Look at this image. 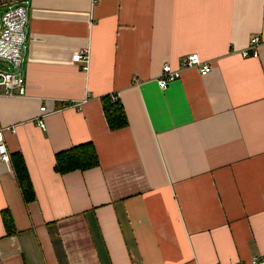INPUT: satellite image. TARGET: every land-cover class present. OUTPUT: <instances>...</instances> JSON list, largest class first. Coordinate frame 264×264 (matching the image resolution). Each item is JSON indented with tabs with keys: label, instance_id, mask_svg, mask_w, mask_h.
<instances>
[{
	"label": "crops",
	"instance_id": "0c3cea01",
	"mask_svg": "<svg viewBox=\"0 0 264 264\" xmlns=\"http://www.w3.org/2000/svg\"><path fill=\"white\" fill-rule=\"evenodd\" d=\"M27 7L26 97L0 96V264H247L264 256V0H0ZM260 37L258 57L241 53ZM90 52L89 69L74 55ZM198 53L166 90L165 65ZM129 124L112 131L103 98ZM52 112L37 125L40 107ZM92 143L100 165L61 175ZM12 218L9 234L3 215Z\"/></svg>",
	"mask_w": 264,
	"mask_h": 264
},
{
	"label": "built area",
	"instance_id": "2783aa9c",
	"mask_svg": "<svg viewBox=\"0 0 264 264\" xmlns=\"http://www.w3.org/2000/svg\"><path fill=\"white\" fill-rule=\"evenodd\" d=\"M29 17L27 7L18 5L7 10L1 16L0 27V96L5 97H26L28 95V82L21 74V66L24 62L27 51V33ZM260 37H252L249 45L241 53L243 58L258 57L257 47ZM74 61L85 63L83 69L88 71L90 62V52L84 50L74 55ZM198 68L202 76L210 73L212 67L204 61L200 54L191 53L186 55L178 68H173L170 64L163 67L159 87L166 90L169 85L181 78V73L185 69ZM114 102L119 100V95H112ZM40 116L37 117V125L46 128L44 118L52 112L47 104L40 107ZM16 132L15 127L0 129V164L10 162V156L5 141V131ZM244 264V263H239ZM247 264H264V256L256 255Z\"/></svg>",
	"mask_w": 264,
	"mask_h": 264
},
{
	"label": "trees",
	"instance_id": "16d2710c",
	"mask_svg": "<svg viewBox=\"0 0 264 264\" xmlns=\"http://www.w3.org/2000/svg\"><path fill=\"white\" fill-rule=\"evenodd\" d=\"M103 102L110 130L116 131L127 127L129 120L121 102L119 100L114 102L112 96L104 97ZM10 160L25 202L31 203L35 201V190L24 157L20 153H16L10 157ZM55 161V170L61 175L74 171H88L100 165L99 156L92 143L81 144L62 151L56 154ZM3 218L8 233L13 234L11 216L5 212Z\"/></svg>",
	"mask_w": 264,
	"mask_h": 264
},
{
	"label": "water",
	"instance_id": "95a60500",
	"mask_svg": "<svg viewBox=\"0 0 264 264\" xmlns=\"http://www.w3.org/2000/svg\"><path fill=\"white\" fill-rule=\"evenodd\" d=\"M16 6H18V5H16ZM16 6H14V7H16Z\"/></svg>",
	"mask_w": 264,
	"mask_h": 264
}]
</instances>
